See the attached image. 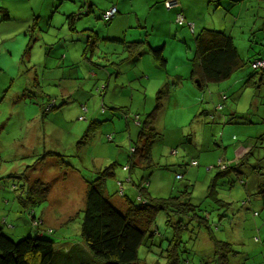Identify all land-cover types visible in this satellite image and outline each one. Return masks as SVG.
<instances>
[{
	"label": "rangeland",
	"instance_id": "obj_1",
	"mask_svg": "<svg viewBox=\"0 0 264 264\" xmlns=\"http://www.w3.org/2000/svg\"><path fill=\"white\" fill-rule=\"evenodd\" d=\"M89 1L93 10L75 21L73 31L65 14L86 10L85 0H0L3 233L15 241L35 236L29 215L33 210L45 221L41 230H51L44 235L54 241L56 253L72 244L83 247L79 229L85 179H93L96 170L115 162L114 176L105 180L112 202H121L118 181L125 195L135 196V187L127 181L130 174L123 169L138 131L134 116L137 113L142 120L154 108L156 91L165 85L167 93L162 96L156 123L163 137L153 144L151 154L154 162L167 166L152 171L148 190L153 196L167 197L185 183H192V203L208 210L204 214L207 226H196L192 221L183 233L186 242L178 248L180 260L176 264H205L212 259L209 236L230 243L234 251L230 264H264V206L254 189L235 185L219 190V198L229 202L227 209H215L203 198L217 166L235 161V146L264 132V78L258 79L257 70L251 82L245 81L255 70L251 63L204 87L190 78L195 36L202 27L229 34L243 58H264V0H220L225 14L216 12L221 10L216 6L218 0H177L187 12L182 22L176 21V12L161 0ZM112 4L117 5L118 13L105 22L102 10ZM4 14L8 17L3 18ZM194 22L198 26L193 32L189 24ZM87 28L97 33V52L101 51L94 54L93 61L112 70L108 63H118L114 66L118 77L113 74L106 82L98 73L99 66L81 60ZM124 32L125 39L150 38L153 46L164 43L165 68L157 67L148 53L135 65L122 60L121 51L109 59L104 48L112 42L110 38L122 37ZM160 36L164 38L158 40ZM89 69L98 73L96 78L88 77ZM154 79L158 87L152 88ZM129 87V94L121 93ZM232 112L235 118L225 123ZM241 115L245 122L239 119ZM91 120L99 123L94 122L85 132ZM186 134L191 135L195 146L184 150L177 142ZM192 160L196 165L190 164ZM137 171L144 176L148 173L135 168ZM175 173L182 174V179L176 180ZM36 178L49 182L51 188L46 201L32 209L20 196H26L27 181ZM74 214L78 215L67 220ZM164 220V213L159 211L155 225L162 235ZM165 241L150 250L141 245L136 264H167L171 252L162 250Z\"/></svg>",
	"mask_w": 264,
	"mask_h": 264
},
{
	"label": "trees",
	"instance_id": "obj_2",
	"mask_svg": "<svg viewBox=\"0 0 264 264\" xmlns=\"http://www.w3.org/2000/svg\"><path fill=\"white\" fill-rule=\"evenodd\" d=\"M161 2L164 4L165 0ZM85 5L86 10L79 9L77 12L71 11L65 14L70 30H75V21L81 15L92 10L91 4L88 5V2H85ZM53 7H57V4H54ZM4 11L7 12L6 9ZM5 17L8 15L4 14L3 18ZM104 20L105 22L109 21ZM84 30L86 33L81 60L89 66L109 68L93 61V56L98 48V36L91 28ZM123 43L127 53L124 61L135 60L147 51L159 67L166 65L162 47L153 48L149 46L147 39ZM145 47L147 50L144 49ZM195 47L194 56L190 58L192 60L190 78L197 79L200 87H204L210 82L227 79L232 73L248 65V63L252 64L255 60L264 61L262 57L255 59L241 57L232 37L215 29L202 27L195 36ZM117 64L116 62L108 63L113 67L111 75L114 74L115 77L117 71L114 66ZM254 69L246 77V82H251L255 78V74L258 73L257 70H260L258 79L264 78V67ZM90 71L93 72V69L88 70V72ZM165 93H167V88L163 85L156 91L154 108L145 114L142 120L137 113L134 116L138 131L130 145L127 165H125L127 167L123 166V169L129 174L135 168L148 172L145 176L142 174H139L140 177L139 175L135 176V180L130 176L127 177L133 182L132 185L136 189L134 191L135 196L131 198L125 195L122 183L118 181L122 190L119 194L121 203L119 205L113 203L112 196L105 190V180L107 177L114 176L116 163L96 170L93 179H85V203L79 229L83 247L72 244L62 252L56 253L54 241L44 235L51 230H41L40 224L42 225L45 221L43 218H37L33 213L34 211L28 209L31 226L36 231L35 236L27 235L15 241L3 233L0 225V264H136L138 262L137 251L141 245L150 250V247L154 245L162 246L160 241L165 240V247L162 250L165 253L171 252L170 258H167V264H176L180 260L178 248L186 242L183 233L188 231L192 221L196 222V226L200 224L207 226L208 220L204 214L208 210L199 205L200 203H192V183H185L182 189L167 197L153 196L148 190L147 183L150 181L152 171L167 166L154 162L151 154L153 144L163 137L161 131L157 129L156 123L162 107L161 99ZM53 106L48 107L47 111ZM232 118H235L234 113L225 120V123H230ZM241 118L242 115L239 119ZM94 122L99 123L91 120V124L87 125L85 132L93 127ZM177 143L184 150L195 146L191 135L188 134L179 139ZM245 143L249 145L248 150L235 161L217 166L215 173L209 179L203 198L215 205V209L228 208L229 202L219 198V190H229L235 185H240L243 189L248 190L253 188L254 193L264 206V132L252 137V141L248 139ZM174 152L177 153L176 149ZM58 155L63 156L62 154ZM178 157L181 158L182 156L178 155ZM193 162L190 164L193 165ZM174 178L176 180L182 179V174L175 173ZM50 188L49 182L41 181L38 178L29 179L26 185V196H20V199H23V203L33 209L36 205L46 201ZM159 211L163 212L165 216L164 235L159 233L155 225L156 215ZM75 215L78 214L69 216L67 220ZM157 236H160L158 237L160 240L155 242ZM209 239L213 244L212 259L206 261L205 264H230L229 257L234 252L230 243L216 240L213 236H209Z\"/></svg>",
	"mask_w": 264,
	"mask_h": 264
},
{
	"label": "crops",
	"instance_id": "obj_3",
	"mask_svg": "<svg viewBox=\"0 0 264 264\" xmlns=\"http://www.w3.org/2000/svg\"><path fill=\"white\" fill-rule=\"evenodd\" d=\"M161 1H163V0H161ZM177 1V0H176ZM85 2L87 3L88 2V5L89 4H91V9L93 10V8H92V2H90L89 0H85ZM219 4V5H218ZM112 5H114L116 8H117V5L116 4H112ZM229 5H230V2H229ZM216 6H218V7H220L221 8V10L220 9H217L216 10V12L217 11H219V13L221 12V14H225L224 13V11L222 10V9H224L223 7H221V5H220V0H218V3H216ZM105 8H107V7H105ZM104 8V9H105ZM180 8V9H179ZM169 9H171V11H175L176 12V21H179V22H182V21H184V18H186L187 17V12L186 11H184V9L181 7V6H179V2L177 1V4L175 5V6H173V7H171V8H169ZM213 9H215V7L213 8ZM91 10V11H92ZM90 11V12H91ZM104 10H102V12H103ZM171 11L169 12L170 13V17H171V19L174 17L173 15H172V13H171ZM117 13H118V11H117ZM184 15L186 16V17H184ZM110 20H112V19H110ZM109 20V21H110ZM130 26V25H129ZM139 26V25H138ZM198 25L194 22V24H192V23H190L189 24V27H191V28H193V32L195 31V29H196V27H197ZM132 28V27H131ZM201 29V28H200ZM124 35H125V32H124V34H123V36L122 37H112V38H110V37H108V38H110V40L112 41L111 43H108L107 44V46H106V48H104V53L106 54V56L108 57L109 55H114L115 54V52H118V51H121V53H122V57H121V59L123 60L126 56H127V53H126V51H125V49H124V43L123 42H131V41H136V40H140L141 38H138V39H125V37H124ZM164 37L163 36H160V37H158V40H161V39H163ZM146 39V38H145ZM150 38H148L147 39V42H148V45L149 46H151V47H153V48H159V47H162V52H163V49H164V46H165V44L164 43H160V41L158 42L157 40H155L156 42H158V43H156L157 45L156 46H153V45H151V42H150V40H149ZM117 48V49H116ZM145 50H147V47H145L144 48ZM108 50V51H107ZM96 53H100L101 51H99V52H97V49H96V51H95ZM103 53V52H102ZM145 53H148L147 51H145L143 54H145ZM149 55H150V53H148ZM163 55H164V53H163ZM67 56V55H66ZM66 56H65V58H66ZM81 56V55H80ZM141 56L142 55H140L137 59H135V60H126V62H128V63H131V64H133V65H135V64H137V62H138V60L141 58ZM151 56V55H150ZM165 56V55H164ZM109 58V57H108ZM109 59H111V58H109ZM151 59H152V61L155 63V65L157 66V67H159L158 65H157V63L154 61V59L152 58V56H151ZM121 61V60H120ZM151 61V60H150ZM166 63H167V59H166ZM166 66V65H165ZM165 66L164 67H159V68H165ZM128 69H131V68H128ZM111 72H112V69L111 68H105V69H103V68H99L98 69V73L100 74V77H102V78H106V82H108V79H111L112 78V76H111ZM131 72H132V74H133V70H131ZM253 72V71H252ZM251 72V73H252ZM91 73V74H90ZM98 73H96L94 70H93V72L92 71H90V72H88V77L89 78H91V79H93V78H96V76H97V74ZM250 73V74H251ZM258 73H256L255 74V76L257 75ZM116 77H118V75H120L118 72H116ZM249 75V74H248ZM247 75V76H248ZM133 76L134 75H132V79H133ZM170 75H168V78H170L169 77ZM176 76H178V77H181V75H176ZM115 77V78H116ZM193 79H195V78H193ZM146 81H150V79H149V76L148 75H146ZM143 82V81H142ZM144 84V83H143ZM141 86H143L142 84H140ZM150 87H158V80L157 79H154L153 80V82H152V84L150 85ZM105 88V87H104ZM130 89H126V90H124L123 92H121V93H126V94H129V90H131V87H129ZM144 88H146V85H144ZM232 113H234V112H232ZM243 119V121L245 122V120H244V118H242ZM229 129H232V128H229ZM205 129H203V131H204ZM203 134V138L205 139V132H203L202 133ZM131 134L130 133H128V136H130ZM207 139V138H206ZM221 141H222V139H221ZM248 148H249V145L248 144H246L245 142H243V143H240L239 144V146H235V153H236V159L237 158H239L241 155H243L247 150H248ZM180 156H182L181 154H180ZM235 159V160H236ZM191 162H193V160L191 161ZM195 162V161H194ZM125 167H127V166H125ZM209 170V169H208ZM140 174V171H137V172H134V170L133 171H131L130 172V177L133 179V180H135L136 179V177L135 176H137V175H139ZM175 176V175H174ZM127 181H128V183H130V184H132L133 182H131L129 179H127ZM150 184H151V182H148L147 183V185L148 186H150ZM119 203H121L120 201H118ZM41 221V220H40ZM39 221V222H40ZM40 224V223H39ZM40 226H42L41 224H40ZM47 228H49V227H47Z\"/></svg>",
	"mask_w": 264,
	"mask_h": 264
},
{
	"label": "built area",
	"instance_id": "obj_4",
	"mask_svg": "<svg viewBox=\"0 0 264 264\" xmlns=\"http://www.w3.org/2000/svg\"><path fill=\"white\" fill-rule=\"evenodd\" d=\"M164 4L167 8H171L177 4V1L176 0H165ZM116 13H117V9L114 5H112L103 11L102 17H103V19L110 20L115 16ZM252 66L254 68H263L264 67V61L263 60H255L252 63Z\"/></svg>",
	"mask_w": 264,
	"mask_h": 264
}]
</instances>
